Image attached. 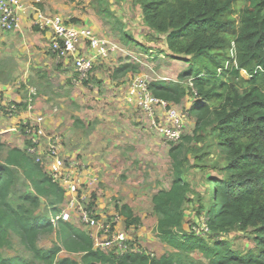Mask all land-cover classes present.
Instances as JSON below:
<instances>
[{
    "label": "trees",
    "instance_id": "1",
    "mask_svg": "<svg viewBox=\"0 0 264 264\" xmlns=\"http://www.w3.org/2000/svg\"><path fill=\"white\" fill-rule=\"evenodd\" d=\"M234 1L138 0L144 24L166 36L171 56L191 58L189 69L178 81L153 82L150 89L155 97L175 105L191 93L195 104L190 110L197 111V141H205L200 132L209 128L227 160V176L211 179L214 203L208 204L205 223L209 240L185 222L184 207L190 201L191 189L184 180L186 157L183 158L182 144L170 150L174 175L171 188L153 197L158 238L178 253L157 257L130 252L118 257L96 250L89 233L58 218V205L66 200L64 189L53 183L26 151L0 143V151L6 150L5 160H0V250L10 248L12 234H16L33 260L42 264H194L187 255L195 252L201 253L209 264H264V0H245L240 8ZM99 14L112 18L104 7ZM122 41L141 48L128 35ZM232 44L235 59L230 54ZM227 63L230 66L225 71ZM137 71L132 64H124L116 73ZM243 72L248 77L241 80L246 85L244 91L224 80L228 75L239 78ZM188 77L193 83L189 91L182 84ZM196 158L198 165L204 162L202 157ZM15 170H21L35 189V195L25 194L17 203L13 200ZM42 198L55 200L56 207L51 211L54 219L33 214ZM116 210L125 219L127 229L141 225L142 219L128 204L118 205ZM236 229L253 230L258 254L244 255L220 239ZM48 232L56 233V244L48 250L39 248L40 236ZM63 252L81 255V263L60 258ZM0 264L34 263L20 257L3 258L0 254Z\"/></svg>",
    "mask_w": 264,
    "mask_h": 264
},
{
    "label": "rangeland",
    "instance_id": "2",
    "mask_svg": "<svg viewBox=\"0 0 264 264\" xmlns=\"http://www.w3.org/2000/svg\"><path fill=\"white\" fill-rule=\"evenodd\" d=\"M24 2L26 6H30L31 9L35 7L44 14L61 15L71 24L92 27L98 35L109 39L116 48L119 47V50L114 53L119 63L132 64L137 69L145 66L144 69L151 74V77L142 78L149 84L153 83L152 78L159 79V74L161 75L159 72L168 60V58L165 59L163 63L164 59L160 58V55L164 54L163 46L167 45L166 36L152 31L144 24L143 11L138 0H26ZM234 2L239 8L245 4V0ZM101 6L112 15V18L99 14ZM31 11L28 12L31 13ZM30 15L33 18V15ZM235 18L238 19V16ZM124 35L133 38L142 49L134 44L126 45L122 41ZM122 47L125 48L122 49ZM121 50H123L122 53ZM142 50L147 53L153 51L155 55H147L148 59H140L143 55L137 54L145 53ZM230 54L235 59L234 44ZM152 57L154 59H151ZM181 63L188 68L190 58H184ZM234 65L237 66V63ZM229 66L227 63L225 71ZM220 72L223 70L221 69ZM41 74H44L41 80L28 75L27 82L20 81L14 84L15 94L19 93L23 101L27 100L28 95L31 94L35 102L34 114L46 118L49 124L48 133L63 136L68 157L77 159L79 162H81L80 159L83 161L85 157L88 158V164H85L89 178L88 183L84 184L83 191L88 199L87 206L97 210L100 220L107 218L110 221L112 213L117 211L116 206L132 204L135 216H139L142 223L138 227L127 229L125 219L121 217L122 227L126 232L135 234L137 241L146 238L150 245L146 249L141 247L140 250L158 257L171 252L178 253L172 248H169L171 252L162 249V243L156 241L158 217L154 212L153 197L158 192L171 188L174 175L170 150L174 145L182 144L184 145L183 158L186 157L184 180L191 189L188 195L190 201L184 207L185 222L189 224V227L193 225L199 234L207 241L209 240L210 233L204 231L203 227L207 222L208 204L214 203L211 179H224L227 176V160L209 128L200 132V136H203L205 141L202 143L197 141V136L194 135L197 111L190 110L195 104L191 93L185 97L187 104H180L181 107L173 106L184 116L186 122L181 142L172 144L163 138L146 114L137 112V109L135 114L140 116L137 117L139 122L130 123L127 114L126 118L120 119L116 114L117 111L119 113L122 111L121 107L113 103L118 108L114 107L110 101L102 98L107 93L104 89L100 91L102 87L98 81L91 80L89 85L84 84L78 88L73 85L75 76L73 69L62 70L56 77L49 76L48 72ZM242 78H248L246 72H243L239 78L228 75L224 80L236 84L241 88L240 91H244L246 85L242 83ZM191 82L190 77L182 82L187 91L192 88ZM98 87L100 89H97ZM187 137H191L192 140H185ZM2 140L0 137V143ZM197 156L203 158L204 162L201 165H198ZM5 158L6 150L0 151V160L4 161ZM15 171L17 183L13 200L17 203L25 194L35 195V189L21 170ZM54 203V199L42 198L40 207L33 210V214L54 219L55 217L51 216V211L56 207ZM58 207L61 208L60 215L67 209L65 202ZM220 239L230 248L244 255L249 252L258 254L259 249L253 230L236 229ZM11 240L10 248L0 250L3 258L20 257L34 264H42L33 260L18 235L12 234ZM56 240L55 232L43 233L38 245L48 250L54 247ZM154 241L156 244L153 243ZM187 256L194 264H209L208 259L199 252ZM60 258H65V255H60ZM74 259L81 263L82 257L75 256Z\"/></svg>",
    "mask_w": 264,
    "mask_h": 264
},
{
    "label": "built area",
    "instance_id": "3",
    "mask_svg": "<svg viewBox=\"0 0 264 264\" xmlns=\"http://www.w3.org/2000/svg\"><path fill=\"white\" fill-rule=\"evenodd\" d=\"M32 10V11H31ZM33 15V26L51 35L50 50L60 64L73 69L74 86H83L92 79L98 61L108 58L117 50L106 38L99 37L87 26L71 24L61 15L44 14L37 8L31 9L23 0H0V34L20 30L22 17ZM89 50L90 53H86ZM191 84H193L191 82ZM193 87V85H192ZM127 102L145 113L163 138L172 144L181 142L185 129L184 116L169 102L154 96L148 81L137 77L128 91ZM24 105L30 112L35 110L31 94L22 104L0 103V111L13 118ZM44 116H35L24 124L23 133L27 140L28 156L39 164L53 183L65 191L67 209L60 218L64 222L76 221L88 230L95 249L122 257L130 252L143 253L135 240L122 230V218L116 213L111 220L99 219L97 210L87 206V196L82 183L85 167L77 159L66 155L63 136L47 132ZM194 230L199 233L195 228ZM203 230L209 232L206 224Z\"/></svg>",
    "mask_w": 264,
    "mask_h": 264
},
{
    "label": "crops",
    "instance_id": "4",
    "mask_svg": "<svg viewBox=\"0 0 264 264\" xmlns=\"http://www.w3.org/2000/svg\"><path fill=\"white\" fill-rule=\"evenodd\" d=\"M89 28L93 29L92 27ZM95 33L98 35L96 31ZM98 36L101 38H105L100 35ZM50 42H51V35L49 33L41 32L33 26L32 16L30 15V13H27L22 17L20 30L13 33L0 34V103L3 102V103H15L19 105L22 104L23 99L21 98V95L19 93L18 95L15 94V89H13V85L16 83H20V81L27 82L28 75H32L36 77L37 80L38 79L41 80V76H44V74L40 75V73L42 72H48L49 76L53 75L54 77H56L57 75H60L62 70L67 71L71 69L64 64H60L57 61L55 55L52 52H50ZM123 48L125 47H122V49ZM118 50L119 47L117 48V50L111 53V55L108 58L97 62L95 66L96 70L94 69L92 73V80L101 83L102 90L100 91H103V89L106 91L107 95L104 94L102 98L110 101V104L113 105L114 107L117 106L121 107L122 111L120 113L116 110L117 111L116 115H118L120 119L126 118V114H127L130 123L132 121L139 122V120H137V117L140 116L135 114L136 112L135 109L138 110L137 112L142 113V111L139 110L136 106L129 104L127 102L128 91L130 89L132 82L137 78V76L149 78L151 77V74L148 73L146 69H144L145 66H143L141 69L138 68L137 69L138 71L136 73L133 72H128L125 74L116 73L117 69L120 68L119 66L122 65L121 63H119V61L117 60V56L114 54ZM122 51L123 50H121L120 52L122 53ZM162 51L164 54L160 55V58L164 59L163 63L164 61H166L165 59L168 58V60L166 61L165 64H163L164 67H162V70H160L159 72L161 73V75L159 74L160 80L152 78V82L167 81L168 78L169 80L167 82H176L178 81V79L177 80L175 79L179 78V76L182 73H184L186 70H188L190 67V63H189L188 68L187 67L185 68V65L181 63V60H184V58L189 59L190 57H186V56L172 57L173 55L169 51L167 45L163 46ZM86 53L87 54L90 53L89 50H87ZM151 54H153V51H149V53L140 52L137 55L139 56L143 55V57L140 59H148L147 55H151ZM151 59H154V57H152ZM58 67L61 68L59 69ZM97 89L100 88L98 87ZM113 103H116L117 106H115ZM182 104H187V100L186 99L183 100V103H181V105ZM171 105L181 107V105H175L173 103H171ZM35 116L36 115L34 114V111L32 112L28 111L24 105L20 106L18 114L13 118L6 117L4 113L0 111V137L3 139L2 143H5L8 146L16 147L19 148L20 150L25 151L27 148V140L23 133L25 127L24 124L29 122L30 119L34 118ZM140 121H145V120L140 119ZM48 125H49L48 122H46L45 123L46 129L48 128ZM102 140H104L103 137ZM105 148L107 149V147ZM80 161L81 164L85 167L82 183L86 185L88 183V178H89L87 177L88 172L86 171V164H88V158L85 157L83 161L81 159ZM128 205L134 210V205L132 204H128ZM113 213L116 214L117 212L114 211ZM72 224L88 232L86 228L81 227L76 221L72 222ZM121 228L123 231H125L122 226ZM126 233L129 235V238L135 240V242L137 243L136 245L139 248L143 247L146 249V247L148 248V245H150L149 243H147L146 238L137 241L135 234L128 232ZM156 241H158V243H162L159 238ZM156 241H154L153 243H155ZM162 245H163L162 249H167L168 251L171 252V250L169 249L171 247H169L164 243H162ZM62 254L65 255V257H69L73 260H75L74 259L75 256H81L75 254L71 255L66 252H63Z\"/></svg>",
    "mask_w": 264,
    "mask_h": 264
}]
</instances>
